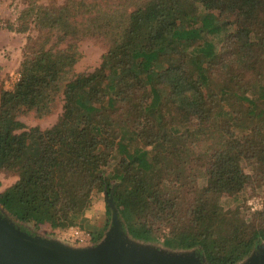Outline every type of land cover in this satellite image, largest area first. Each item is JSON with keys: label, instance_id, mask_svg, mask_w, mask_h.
<instances>
[{"label": "trees", "instance_id": "1", "mask_svg": "<svg viewBox=\"0 0 264 264\" xmlns=\"http://www.w3.org/2000/svg\"><path fill=\"white\" fill-rule=\"evenodd\" d=\"M28 4L9 29L38 35L12 90L0 65V217L50 240L78 226L96 247L113 204L129 249L249 264L264 248V209L246 204L264 193V0ZM92 38L108 50L77 72ZM59 103L47 129L22 120ZM98 194L108 216L92 225Z\"/></svg>", "mask_w": 264, "mask_h": 264}, {"label": "water", "instance_id": "2", "mask_svg": "<svg viewBox=\"0 0 264 264\" xmlns=\"http://www.w3.org/2000/svg\"><path fill=\"white\" fill-rule=\"evenodd\" d=\"M112 208L111 231L103 242L90 248L17 232L14 223L0 217V264H200L193 255L170 260L127 248L117 209L113 204ZM249 264H264V248Z\"/></svg>", "mask_w": 264, "mask_h": 264}, {"label": "rangeland", "instance_id": "3", "mask_svg": "<svg viewBox=\"0 0 264 264\" xmlns=\"http://www.w3.org/2000/svg\"><path fill=\"white\" fill-rule=\"evenodd\" d=\"M66 1L67 0H36V3L37 5L43 4L60 6ZM28 3L29 0H0V65L3 67L2 74L5 80L11 81V79L16 74L21 72L22 63L25 59V54L27 53L26 48L28 44V38H35L38 35V30L32 24H29L30 29L26 33H21L18 31L15 32L9 29V25L12 23L15 24L16 28H19L22 25L23 20L21 21L20 17L22 11L29 7ZM80 50L83 56L80 62L77 64L76 70L77 72H91L100 65L103 55L108 50V44L105 43V41H100L98 39H87L81 43ZM10 86H13V84ZM61 113L62 104L59 103L54 113L46 119L38 120L35 116L30 114L23 117L22 120L29 127L39 126L42 129H47L56 123L57 118ZM249 172L252 173L251 169ZM0 179L2 182L1 190L13 183V180L11 179ZM246 195V204L251 213H256L264 209V206L261 210L256 212L252 211L251 209V203H254L257 201V199H260L264 202V193L261 192L256 194L252 192V189H247ZM90 215V221L92 225L96 223L99 224L106 220L108 216V210L107 201L104 194H98L95 196ZM15 224L18 226L15 227L17 232H22L30 236L44 237V239L50 240L49 232H52V230L48 226H42L37 230L32 226H28L27 224H22L19 222H15ZM62 231L65 230L56 231V240H61L60 238Z\"/></svg>", "mask_w": 264, "mask_h": 264}, {"label": "built area", "instance_id": "4", "mask_svg": "<svg viewBox=\"0 0 264 264\" xmlns=\"http://www.w3.org/2000/svg\"><path fill=\"white\" fill-rule=\"evenodd\" d=\"M20 78L21 75H18L17 82L20 80ZM251 204V209L254 212L261 210L264 206V202L260 199H257V201ZM60 239L61 240L58 239V241L73 247L90 248L94 246L92 234L78 226L62 231Z\"/></svg>", "mask_w": 264, "mask_h": 264}, {"label": "crops", "instance_id": "5", "mask_svg": "<svg viewBox=\"0 0 264 264\" xmlns=\"http://www.w3.org/2000/svg\"><path fill=\"white\" fill-rule=\"evenodd\" d=\"M18 75H21V72L20 73H18V74H16L12 79H11V81H9V80H5L4 81V88L6 89V90H12L13 88H14V86H15V84L17 83V77H18ZM13 84V86H10V85H12Z\"/></svg>", "mask_w": 264, "mask_h": 264}]
</instances>
